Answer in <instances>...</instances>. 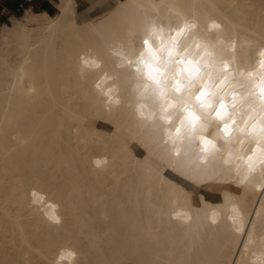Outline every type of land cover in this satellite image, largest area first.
I'll return each mask as SVG.
<instances>
[{"label":"bare ground","instance_id":"obj_1","mask_svg":"<svg viewBox=\"0 0 264 264\" xmlns=\"http://www.w3.org/2000/svg\"><path fill=\"white\" fill-rule=\"evenodd\" d=\"M116 2L79 22L57 0L0 28V264H264V175L236 179L252 145L176 157L116 55L146 20L167 34L188 17L237 41L234 67H258L264 0Z\"/></svg>","mask_w":264,"mask_h":264},{"label":"snow or ice","instance_id":"obj_2","mask_svg":"<svg viewBox=\"0 0 264 264\" xmlns=\"http://www.w3.org/2000/svg\"><path fill=\"white\" fill-rule=\"evenodd\" d=\"M206 31L209 35L201 37L197 20L185 17L174 26L169 24L165 34L163 24L148 19L120 42L116 55L136 74L142 96L150 102V111H143L142 104L138 115L152 122L154 133L162 134L176 157H181L185 144L196 141L205 157L222 150L218 140L252 145L236 157L241 162L236 179L243 182L257 168L264 175V49L258 67H234L237 41L222 38L223 26L215 21ZM81 59L85 65L96 63Z\"/></svg>","mask_w":264,"mask_h":264},{"label":"crops","instance_id":"obj_3","mask_svg":"<svg viewBox=\"0 0 264 264\" xmlns=\"http://www.w3.org/2000/svg\"><path fill=\"white\" fill-rule=\"evenodd\" d=\"M116 3V0H76L77 20L85 22L97 18ZM56 4L57 0H0V28L12 23L13 18H20L26 10L54 15L57 13Z\"/></svg>","mask_w":264,"mask_h":264},{"label":"rangeland","instance_id":"obj_4","mask_svg":"<svg viewBox=\"0 0 264 264\" xmlns=\"http://www.w3.org/2000/svg\"><path fill=\"white\" fill-rule=\"evenodd\" d=\"M57 12H58V10H57ZM22 16H23V15H22ZM22 16H21V17H22ZM21 17H20V18H21ZM78 21H79V20H78ZM79 22H81V21H79ZM11 24H12V23H8V25H11ZM216 196L218 197V195H216Z\"/></svg>","mask_w":264,"mask_h":264}]
</instances>
